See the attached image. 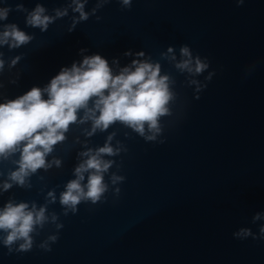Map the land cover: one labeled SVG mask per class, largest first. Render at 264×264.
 I'll list each match as a JSON object with an SVG mask.
<instances>
[{
	"label": "water",
	"instance_id": "water-1",
	"mask_svg": "<svg viewBox=\"0 0 264 264\" xmlns=\"http://www.w3.org/2000/svg\"><path fill=\"white\" fill-rule=\"evenodd\" d=\"M78 3L87 20L74 0H0L8 11L0 39L9 25L31 38L18 47L11 38L0 43V104L100 55L113 76L134 60L158 64V79L168 78L167 112L141 135L119 121L93 132L79 109L46 167L24 186L9 179L23 144L0 157V211L8 203L45 208L27 251L23 239L6 245L0 230V264H264V0ZM37 6L51 20L46 29L27 23ZM197 57L207 65L201 72ZM186 61L188 68L177 67ZM106 144L114 154L100 157L111 163L100 200L82 199L75 211L61 205L75 169L89 158L82 153Z\"/></svg>",
	"mask_w": 264,
	"mask_h": 264
},
{
	"label": "clouds",
	"instance_id": "clouds-1",
	"mask_svg": "<svg viewBox=\"0 0 264 264\" xmlns=\"http://www.w3.org/2000/svg\"><path fill=\"white\" fill-rule=\"evenodd\" d=\"M74 2L77 3L75 11L80 13V19L87 20L88 16L83 11L84 5L78 3V0ZM122 3L124 6H130L131 0H122ZM235 3L242 6L245 0H235ZM43 12L44 9L37 6L29 15L27 23L46 29L51 20L43 16ZM7 14L6 9L0 10V20L7 19ZM57 15L62 13L58 12ZM9 38L15 42L12 47H18L31 39L15 25L7 26L0 43H7ZM181 54L189 56V49L183 47ZM2 67L3 62L0 61V68ZM177 67L188 68V62L178 64ZM205 67L207 65L201 63L197 57L195 71L201 72ZM158 75V64L153 66L134 60L131 67H125L119 75L113 76L107 60L100 55H93L85 57L80 66L74 63L71 69H62L43 90L33 87L19 98L0 104V157L6 158L7 154L14 153L17 147L23 144L18 170L12 172L9 179L24 186L26 177L37 169L45 168V156L53 151V145L65 139L64 133L71 123L77 121L79 109L86 110L85 120H93V132L96 129L106 130L116 121L133 128L141 135L144 133L145 124H148L149 129L156 130L157 118L166 114L164 105L171 98L166 83L168 78L158 79ZM44 93L47 94V99L42 98ZM92 97H98L95 110L87 107ZM95 111H99L98 117L95 116ZM113 154V149L107 144L99 148L94 155L91 150L82 153L89 158L75 169L77 178L66 185V191L60 196L61 205L71 207L75 211V206L82 199L91 200L93 203L100 200L106 191L102 173L111 166L110 162L100 157ZM85 172L90 174L87 184L82 187L81 181L85 179ZM3 187L7 190L12 185L5 183ZM85 187L87 191H84ZM44 220L45 208L37 211L33 205L32 210H28L25 203H8L0 211V230L8 233L4 243L11 245L16 240L23 239L25 243L20 249L27 251L32 244L29 233L33 231L34 225L42 224ZM260 232L264 234V227Z\"/></svg>",
	"mask_w": 264,
	"mask_h": 264
}]
</instances>
